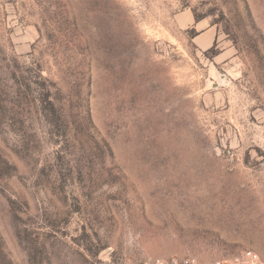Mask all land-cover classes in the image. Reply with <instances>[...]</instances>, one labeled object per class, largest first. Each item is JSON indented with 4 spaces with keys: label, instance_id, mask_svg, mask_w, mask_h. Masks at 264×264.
<instances>
[{
    "label": "rangeland",
    "instance_id": "obj_1",
    "mask_svg": "<svg viewBox=\"0 0 264 264\" xmlns=\"http://www.w3.org/2000/svg\"><path fill=\"white\" fill-rule=\"evenodd\" d=\"M173 259L264 264V0H0V264Z\"/></svg>",
    "mask_w": 264,
    "mask_h": 264
},
{
    "label": "built area",
    "instance_id": "obj_2",
    "mask_svg": "<svg viewBox=\"0 0 264 264\" xmlns=\"http://www.w3.org/2000/svg\"><path fill=\"white\" fill-rule=\"evenodd\" d=\"M251 254V253H249ZM193 261L191 260H183V261H180V260H177V259H173L171 261H162V260H156L155 263L156 264H192ZM214 264H221L220 262H217V263H214Z\"/></svg>",
    "mask_w": 264,
    "mask_h": 264
}]
</instances>
